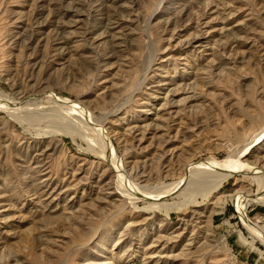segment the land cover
<instances>
[{"label":"rangeland","instance_id":"rangeland-1","mask_svg":"<svg viewBox=\"0 0 264 264\" xmlns=\"http://www.w3.org/2000/svg\"><path fill=\"white\" fill-rule=\"evenodd\" d=\"M263 131L264 0H0V264H264Z\"/></svg>","mask_w":264,"mask_h":264},{"label":"bare ground","instance_id":"bare-ground-1","mask_svg":"<svg viewBox=\"0 0 264 264\" xmlns=\"http://www.w3.org/2000/svg\"><path fill=\"white\" fill-rule=\"evenodd\" d=\"M264 137V131L262 132V134L260 135V138L258 139V141H257V143H260L261 142V139ZM247 152V151H246ZM233 161V160H232ZM240 167V166H239ZM232 168V167H231ZM234 168V167H233ZM246 168V166L244 167H242V169H240V170H243V169H245ZM227 169H229V168H225L224 170H222V172L225 174V172L224 171H226ZM249 168H247V170H248ZM230 170V169H229ZM228 171V170H227ZM245 171V170H244ZM235 172V171H234ZM233 172V173H234ZM252 172H255V171H252ZM232 174V173H231ZM221 175V174H220ZM219 175V176H220ZM227 175V174H226ZM258 175V174H257ZM219 176H218V178H219ZM217 177V176H216ZM229 177V176H228ZM258 177V176H257ZM221 178V177H220ZM227 178V177H226ZM222 179V178H221ZM212 181H214V179L213 180H211V182L210 183H213ZM219 181V180H218ZM209 182V181H208ZM216 182V181H215ZM212 185V184H211ZM135 189V188H134ZM134 189H132V190H134ZM245 207H239L238 208V211H239V213L241 214V217L246 221V222H248L247 221V219L245 218V213H244V209Z\"/></svg>","mask_w":264,"mask_h":264}]
</instances>
